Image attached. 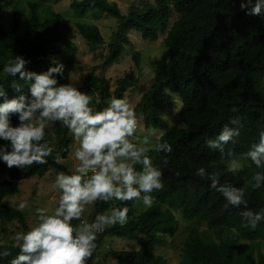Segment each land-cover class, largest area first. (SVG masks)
<instances>
[{
  "label": "trees",
  "instance_id": "trees-1",
  "mask_svg": "<svg viewBox=\"0 0 264 264\" xmlns=\"http://www.w3.org/2000/svg\"><path fill=\"white\" fill-rule=\"evenodd\" d=\"M51 1L6 0L0 4V87L9 99L25 94L24 89L17 92L12 87L20 81L18 75L12 77L3 71L8 60L15 56L28 60L26 70L36 73L59 62L64 72L56 77L58 84L70 82L76 63V45L68 36L70 22L52 8ZM11 2L13 9L6 14L7 3ZM70 5L78 13L90 9L106 11L120 22L123 30L117 33L118 40L110 44L107 61L120 57L125 44L130 42L127 33L130 29L151 39L165 33L164 44L169 50V56L155 66L153 83L133 106L135 112L143 114L144 125L161 128L160 141L172 146L171 153H157L151 147L147 153L153 165L162 171L164 187L150 194L153 205L139 213L133 212L139 200H113L114 208L129 209L128 222L124 226L106 227L98 233L96 247L86 264H95L97 251L108 234L137 239L141 245L137 249H110L104 259L111 256L119 264H166L155 248L165 242L162 234L176 233L178 225L173 212L176 208L184 219L195 221L183 240L181 258L176 264H264V252L258 247L255 253L258 245L253 243L258 235L264 236V220L252 228L240 215L245 210L243 205L225 207L227 201L210 188V181L196 175L201 167L208 173L221 172L222 184L244 189L248 209L264 210V184L254 189L251 182L252 175L264 169H257L248 160L238 173H228L219 151L210 149L206 143L225 125L232 127V119L240 118L243 124L240 135L235 143L227 145L240 156L258 142L259 133L264 131V10L259 16L247 15L246 10L240 9V0H155L140 6L130 5L126 15L121 14L116 2L109 0H72ZM172 10L177 16L168 27ZM76 26L91 48L104 43L97 25L76 22ZM133 58V65L114 79L113 88L111 80L97 75L94 69L86 73L80 91L90 93L95 110L107 107L112 98L124 99L125 92L138 84V51ZM172 91L181 97V108L177 111L181 126L170 123L164 115L173 104ZM97 95L99 104L95 103ZM11 123L17 126L18 118L13 116ZM72 139V134L58 122L46 129L44 140L53 148L46 164L9 169L0 160V175H8L0 180V219L18 221L23 232L31 229L24 211L6 202L4 197L19 190L18 180L49 167L70 174L66 165L55 163L53 157L59 152L66 158ZM3 145L4 141L0 140V146ZM136 168L140 170L141 166ZM111 204L112 201L96 202L90 222L97 214L108 213ZM202 222L212 233L199 229L198 224ZM79 223L72 221L73 226ZM224 226L234 228V234L215 238L213 234L220 237ZM13 244L14 240L0 241V252H10L6 258L0 257V264H8L18 255L19 249Z\"/></svg>",
  "mask_w": 264,
  "mask_h": 264
},
{
  "label": "clouds",
  "instance_id": "clouds-1",
  "mask_svg": "<svg viewBox=\"0 0 264 264\" xmlns=\"http://www.w3.org/2000/svg\"><path fill=\"white\" fill-rule=\"evenodd\" d=\"M240 9L247 15L259 16L264 10V0H240ZM28 60L15 56L8 60L3 71L12 77H19L28 84L29 93L11 99L0 87V140L8 144L0 146V160L11 169L30 167L33 164H46L52 156L53 148L44 140L46 129L61 123L75 142L72 156L77 162L70 174L60 172L52 183L53 190L60 195L58 206L51 214L44 209L36 210L38 222L27 232L14 236L13 247L19 249L18 255L8 264H86L96 247L97 234L106 227L128 222L127 207L113 208L110 213H100L89 223L82 219L87 206L96 202L112 200H142L146 208L154 203L150 195L161 190L162 171L153 165L147 154L150 137H156L151 145L155 152L171 153L172 146L161 142L156 129H149L139 143H133L137 131V118L126 99L112 98L107 107L95 110L91 105L93 98L72 84H58L57 76L64 72L63 64L55 62L42 73L26 70ZM21 92L22 85L12 84ZM23 89V88H22ZM95 103H100L97 95ZM18 118L13 126L11 118ZM168 119V117H165ZM172 122V121H171ZM232 127L225 125L214 139L207 140L210 149L218 150L225 160L226 171L236 174L244 167L242 161L251 160L257 169H264V131L259 140L239 157L227 145L235 143L243 124L240 118L230 121ZM55 163H62L59 152L53 157ZM168 160H164L167 165ZM136 165H140L137 170ZM196 175L207 178L210 188L219 192L227 201L225 207L244 206L240 213L247 224L255 228L264 220V210L253 212L247 208L243 188L220 182L221 172H206L201 167ZM252 187L258 189L264 184V171H256L251 177ZM143 193V195H142ZM26 202L18 205L24 210ZM80 221L73 226L72 221ZM10 252H0V257H8Z\"/></svg>",
  "mask_w": 264,
  "mask_h": 264
},
{
  "label": "rangeland",
  "instance_id": "rangeland-1",
  "mask_svg": "<svg viewBox=\"0 0 264 264\" xmlns=\"http://www.w3.org/2000/svg\"><path fill=\"white\" fill-rule=\"evenodd\" d=\"M72 0H52L51 6L54 10L59 11L71 24V30L68 33L69 38L76 45V63L73 71L70 75V84L80 90L86 73L94 69L99 76L108 77L111 80V87L115 85L114 79L123 74L125 70L129 69L134 63L133 54L139 52V68L137 69V76L139 78L138 84L125 92L124 99H126L133 109V106L141 97V95L151 86L154 79V69L157 63L169 56V50L164 44L165 33H160L156 39L146 38L141 35L136 29H130L127 33L130 38V42L125 44L124 50L119 58L113 61H107L106 57L109 53L110 44L113 41H117V33L122 32V26L118 19L112 14L106 11H100L97 9H90L84 13H78L70 5ZM118 4L121 14L126 15L128 13V7L130 5L140 6L145 2H154L155 0H109ZM6 0H0V4L5 3ZM13 3H7L5 13H9L13 7ZM177 13L172 10L168 27H170L175 20ZM76 22L95 24L99 27L103 37L104 43L95 48H91L87 40L83 37L81 32L76 26ZM44 72L40 69L38 73ZM22 85V88L26 90L27 95H30L28 84L23 81H16ZM173 104L164 113L167 116L170 123L181 126L182 121L179 113L181 108V97L178 92L172 91ZM90 96V93H85ZM93 107V105H91ZM134 110V109H133ZM135 112V111H134ZM137 118V131L133 138V141L139 143L144 136L148 135L149 129H156L157 135L163 130L161 128L150 127L147 128L143 123V114L141 112H135ZM172 121V122H171ZM156 142V137H150V144L146 147L150 148L152 144ZM8 142L4 141V145ZM75 142L72 139L70 144V151L66 158L62 159V163L66 165L67 169L72 172L76 166V161L72 156V151L75 147ZM239 157V156H237ZM248 160L242 161L244 166ZM61 171L54 168H47L41 172H38L32 177L21 179L17 181L19 190L11 192L5 195L6 202L14 207L18 208L19 203L26 202L27 207L22 210L25 213L27 225L32 228L37 222L36 210L38 208L44 209L48 214H51L53 210L58 206V199L60 193L57 190H53L52 183L55 177ZM8 175L1 174L0 180L7 178ZM115 207V203L112 200V204L108 213ZM146 207L143 205L142 200L137 201L133 206V212L139 213ZM94 206L89 205L85 211L84 220L89 223L94 215ZM176 215L178 229L175 234H162L165 238V242L155 248L157 254H161L166 259V264H176L181 258L183 240L190 227L195 225V221H188L181 216L179 209H173ZM80 224V223H79ZM78 224V225H79ZM200 230H205L206 233H212L211 229L202 222L198 224ZM14 232H13V231ZM23 228L18 221H7L0 219V241L14 240V236L18 232H23ZM234 228L224 226L223 233L220 237L213 234L215 238H224L226 236L234 234ZM253 243L258 246L255 247L254 252L257 253L258 247L264 252V236L258 235ZM141 245V241L137 239H130L126 237L116 236L108 234L104 237L102 246L97 251L95 264H119L111 256L103 258V256L110 249H137Z\"/></svg>",
  "mask_w": 264,
  "mask_h": 264
}]
</instances>
